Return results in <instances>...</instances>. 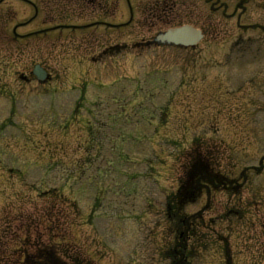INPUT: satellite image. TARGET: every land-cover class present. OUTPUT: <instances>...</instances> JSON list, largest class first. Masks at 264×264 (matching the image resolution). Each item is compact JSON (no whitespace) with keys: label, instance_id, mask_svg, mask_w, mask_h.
<instances>
[{"label":"rangeland","instance_id":"obj_1","mask_svg":"<svg viewBox=\"0 0 264 264\" xmlns=\"http://www.w3.org/2000/svg\"><path fill=\"white\" fill-rule=\"evenodd\" d=\"M172 1L130 0L132 14L122 0L103 10L85 8L86 27L16 43L10 28L29 16L22 13L29 8L10 3L22 14L9 15L6 31L0 16V264H18L15 255L23 247L32 250L37 240L61 254L74 249L75 256L98 264H157L162 249L163 263L184 262L169 250L176 242L187 243L191 252L185 264H264V115L254 116L264 96H255L234 72L238 64L228 52L238 33L234 20L210 14L205 0H186L188 8ZM219 20L227 25L217 31ZM179 23L205 31L196 50L202 57L161 47L99 56L109 46H131ZM44 26L36 19L17 32ZM248 44L246 33L240 46ZM31 60L51 73L49 83L19 79L21 73L30 75ZM195 64L209 68L200 72ZM203 72L210 73L206 80ZM188 74L194 81L180 83ZM148 77L161 79V97L149 103ZM152 110L166 117L137 121ZM239 115L243 119L234 120ZM155 124L167 128L152 134ZM151 136L157 142L148 140ZM200 137L204 143L214 138L213 152L227 150L224 160L207 162L221 175L225 169L239 186L223 191L213 186L211 195L187 202L183 214L201 213L192 230L177 228L165 208L166 193L185 179L182 164L188 157L199 158L201 151L190 147ZM161 138L168 141L160 143ZM79 165L89 170L82 172ZM244 168L247 181L241 177ZM108 206L113 213L105 219ZM229 208L241 213L226 216Z\"/></svg>","mask_w":264,"mask_h":264},{"label":"water","instance_id":"obj_2","mask_svg":"<svg viewBox=\"0 0 264 264\" xmlns=\"http://www.w3.org/2000/svg\"><path fill=\"white\" fill-rule=\"evenodd\" d=\"M191 32V38L196 34L195 31H193V29L189 28V27H185L183 28V30H179V31H175V33H169L166 36L168 37V40H173L174 43L176 42H182L183 40H185L186 38L189 37Z\"/></svg>","mask_w":264,"mask_h":264},{"label":"trees","instance_id":"obj_3","mask_svg":"<svg viewBox=\"0 0 264 264\" xmlns=\"http://www.w3.org/2000/svg\"><path fill=\"white\" fill-rule=\"evenodd\" d=\"M40 255H43V259H37V264H54L55 254L50 249H43L38 252Z\"/></svg>","mask_w":264,"mask_h":264},{"label":"bare ground","instance_id":"obj_4","mask_svg":"<svg viewBox=\"0 0 264 264\" xmlns=\"http://www.w3.org/2000/svg\"><path fill=\"white\" fill-rule=\"evenodd\" d=\"M263 5H264V2H262L261 0H256V6L259 8V9H264L263 8ZM256 31H259V32H263L264 30V27L263 26H260V27H256L255 28ZM215 174H212V175H209V177H211L212 181L214 184H216L218 182V178L217 180L215 179L214 177ZM62 261H64V259H62Z\"/></svg>","mask_w":264,"mask_h":264},{"label":"flooded vegetation","instance_id":"obj_5","mask_svg":"<svg viewBox=\"0 0 264 264\" xmlns=\"http://www.w3.org/2000/svg\"><path fill=\"white\" fill-rule=\"evenodd\" d=\"M219 0H216V2H218ZM264 1V0H263ZM253 3V0H239V4L238 6L242 7L243 6L245 7L246 5H250ZM212 4H213V8H215V0H212Z\"/></svg>","mask_w":264,"mask_h":264}]
</instances>
